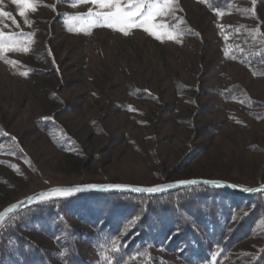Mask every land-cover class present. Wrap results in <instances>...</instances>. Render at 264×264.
<instances>
[{"label": "rangeland", "instance_id": "rangeland-1", "mask_svg": "<svg viewBox=\"0 0 264 264\" xmlns=\"http://www.w3.org/2000/svg\"><path fill=\"white\" fill-rule=\"evenodd\" d=\"M70 1L0 0V30L16 32L8 42L20 47L10 54L19 63L0 60V124L22 141L37 169L0 153L1 210L25 192L55 185L165 182L190 150L198 157L167 181L209 175L253 187L264 179V121H256L246 103L224 101L214 91L241 83L264 102V73L227 58L232 40L219 33V27L257 20L264 29V4L252 19L238 11L216 16L199 0H151V7L150 0ZM117 7H138L142 15L106 18ZM175 14L183 30L200 36L170 27ZM135 86L152 96H134ZM65 106L69 111L61 112ZM59 111L56 119L78 144L72 149L55 144L60 133L37 127L40 117ZM26 234L56 248L43 234ZM263 244L264 236H253L223 264H249L237 259ZM156 252L165 261L155 264H186L175 253Z\"/></svg>", "mask_w": 264, "mask_h": 264}, {"label": "trees", "instance_id": "trees-1", "mask_svg": "<svg viewBox=\"0 0 264 264\" xmlns=\"http://www.w3.org/2000/svg\"><path fill=\"white\" fill-rule=\"evenodd\" d=\"M199 1L216 16H228L238 11L252 19L258 18L264 4V0ZM61 2L72 3L70 0ZM149 3L148 7H151V0ZM64 14L60 12L59 19H63ZM171 14L172 11L167 16ZM179 19L181 16L175 14L169 26L174 30L178 28L180 35L200 36L198 31L183 30L185 22ZM258 22L246 27H219V33L232 40L227 58L259 68L263 74L264 29L263 24L256 25ZM0 33L3 39L0 43L6 47V50L0 48V60L12 65L19 63L10 56L20 48L16 46L18 42H8L17 37L16 32L0 30ZM131 91L138 98L152 96L136 86ZM214 91L224 101L246 103L248 113L256 121H264V102L248 96L241 83L217 87ZM65 110L69 111V108L65 106L61 112ZM61 112L42 116L36 124L45 133H60L55 144L68 150L78 144L56 119ZM0 153L37 171L22 141L9 132L5 124H0ZM197 157V152L190 150L184 154L181 164L162 180L166 182ZM201 178L220 179L209 175ZM262 183L264 179L260 178L258 185ZM33 192H25L11 202ZM28 231L43 234L56 248H45L29 237ZM260 235L264 236V193L242 196L203 185L155 196L80 193L67 199L40 203L10 217L0 228V264H155L156 260L165 261L157 254L158 250L175 253L186 264H223L237 245ZM237 261L264 264V244L257 251H247Z\"/></svg>", "mask_w": 264, "mask_h": 264}, {"label": "water", "instance_id": "water-1", "mask_svg": "<svg viewBox=\"0 0 264 264\" xmlns=\"http://www.w3.org/2000/svg\"><path fill=\"white\" fill-rule=\"evenodd\" d=\"M190 180H197L200 183L196 185H179L177 184L178 181H190ZM204 181H214L215 183H204ZM173 185L170 188H167L164 191H157L154 193H150L147 191H137L135 189L137 188H148L156 185ZM103 186V187H89V186ZM110 185H124V186H129L124 189H111L108 188L107 186ZM197 185H203L211 188H216V189H222L226 190L229 192L237 193L242 196H251V195H256L260 193H264V183L253 186V187H243L240 186L236 183H233L231 181L223 180V179H207V178H201V177H196V178H187V179H177V180H172V181H167V182H161V183H156L153 185H141V184H132V183H122V182H104V183H97V182H90V183H81V184H73V185H55L51 186L45 189H41L37 192H34L24 198H21L19 200H16L14 202L9 203L6 205L2 210H0V213L3 214L2 217H0V228L6 223V221L12 217L14 214L26 210L28 208H31L33 206H36L40 203L43 202H37L36 198L39 193L45 192L51 194V189L54 188H61V189H70L72 190L71 193L67 196H61L57 198H53L48 201H53V200H59V199H67L71 198L73 196H76L80 193H133V194H141V195H148V196H155V195H162L165 193L177 191L180 189L184 188H189L192 186H197ZM247 189V190H245ZM15 206V207H13Z\"/></svg>", "mask_w": 264, "mask_h": 264}, {"label": "snow or ice", "instance_id": "snow-or-ice-1", "mask_svg": "<svg viewBox=\"0 0 264 264\" xmlns=\"http://www.w3.org/2000/svg\"><path fill=\"white\" fill-rule=\"evenodd\" d=\"M131 2V0H130ZM144 0H137V4L143 3ZM157 2H160V0H157ZM164 3H167V0H163ZM13 3L16 4H21V5H27L30 3V0H13ZM92 3H114V4H119V0H92ZM149 11H151V8L149 9ZM160 11H165V9H160ZM3 14V13H0ZM138 14H141L139 12V8L137 7V11L136 12H122L121 9L119 7L116 8V11L114 13L109 14L108 16H106V18H110L116 22H120L121 20H127L129 17H135ZM20 15L23 16L25 15V12L23 10V8L20 11ZM150 18V17H149ZM0 35H2V33H0ZM200 183L197 180H190V181H178L177 184L179 185H196ZM204 183H215L214 181H204ZM173 185L169 184V185H156V186H152V187H148V188H137L135 190L137 191H147L150 193H154L157 191H164L167 188L172 187ZM89 187H103V186H89ZM108 188L111 189H124L127 188L129 186H124V185H110L107 186ZM247 190V189H245ZM72 190L70 189H61V188H54L51 189V194L49 193H45V192H41L38 194L36 200L37 202H45L47 200L53 199V198H57V197H61V196H67L71 193ZM15 207V206H13ZM3 214L0 213V217H2Z\"/></svg>", "mask_w": 264, "mask_h": 264}]
</instances>
